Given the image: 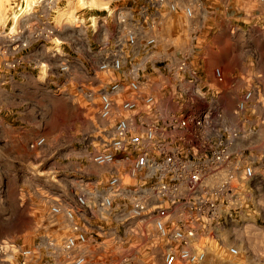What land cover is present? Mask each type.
I'll use <instances>...</instances> for the list:
<instances>
[{
	"label": "built area",
	"instance_id": "2783aa9c",
	"mask_svg": "<svg viewBox=\"0 0 264 264\" xmlns=\"http://www.w3.org/2000/svg\"><path fill=\"white\" fill-rule=\"evenodd\" d=\"M138 1L134 14L118 12L115 33L104 37L95 55L94 77L100 86L96 114L102 121L95 133L101 140L88 160L106 168L105 184L97 190L91 181L77 179L76 209L51 205L47 213L49 218L64 219L65 236L60 241L43 237L32 248L17 249L18 264H31L35 251H42V264H135L141 249L156 248L162 264H202L206 240L218 228L238 221L245 208L262 207L260 75L214 69L212 80H205L190 61L194 50L153 59L157 46L153 33L162 17L180 14L188 22L200 6L183 0ZM54 32L42 28L32 40L18 30L0 49L2 65L10 70L21 67L22 61L13 55L26 50L31 41L54 37ZM198 58L202 62L204 53ZM66 70V64L58 65L59 72ZM238 81L242 86L236 92ZM220 102L230 106L220 109ZM42 143L39 138L31 147ZM91 200L98 201L107 215L121 214L126 204L125 218L148 224L151 241L137 242L139 232L133 236L135 242L119 241L124 247L117 259L103 262L97 257L93 262L88 248L95 242L84 219ZM131 232L126 226L125 234ZM226 251L235 255L237 248L229 246Z\"/></svg>",
	"mask_w": 264,
	"mask_h": 264
},
{
	"label": "rangeland",
	"instance_id": "374dc122",
	"mask_svg": "<svg viewBox=\"0 0 264 264\" xmlns=\"http://www.w3.org/2000/svg\"><path fill=\"white\" fill-rule=\"evenodd\" d=\"M245 1L247 7L240 10L237 0H183L199 4L200 11L188 22L180 14L162 17L153 33L157 38L153 59L194 50L190 61L200 67L198 54L219 44L221 56L211 52L213 68L224 74L242 73L247 59L252 73L259 74L264 85V4ZM138 3V0H0V38L6 39L0 49L8 45L9 37L18 30L23 29L32 40L42 28L51 27L55 31L54 37L47 40H30L32 47L47 42L43 46L44 62L22 92L15 93L17 106L13 109L22 120L13 124L17 132L9 153H0V264H18L17 249L32 248L43 237L60 241L65 236L64 219L49 218L47 213L51 205L76 209L77 179L91 181L97 190L103 188L108 176L106 168L88 160L100 148L101 140L95 133V128L102 124L96 114L100 86L94 77L98 62L95 55L104 37L110 38L115 33L118 12L131 10L134 14ZM235 8L240 12L235 14ZM60 63L67 65L66 72L58 71ZM241 83L238 81L234 91L240 90ZM20 102L22 106L18 105ZM218 106L224 110L230 102H220ZM39 138L43 143L31 147ZM123 206V210L119 208L121 214L107 215L98 201L88 202L90 213L84 219L90 239L95 242V246L88 248L93 262L97 257L103 262L117 259L124 247L119 241L135 242L133 236L139 232L142 237L137 242L144 243L146 238L151 241L150 226L125 218L127 207L124 203ZM126 226L132 227L131 234H125ZM152 251L151 259H157L159 248ZM43 260L42 251H35L31 264H42Z\"/></svg>",
	"mask_w": 264,
	"mask_h": 264
},
{
	"label": "crops",
	"instance_id": "0c3cea01",
	"mask_svg": "<svg viewBox=\"0 0 264 264\" xmlns=\"http://www.w3.org/2000/svg\"><path fill=\"white\" fill-rule=\"evenodd\" d=\"M237 3L240 10H245L247 7L245 0H237ZM240 10L236 9L234 13H239ZM5 41L6 39L1 37L0 45ZM45 43L36 44L34 47L30 43L26 50L16 52L13 56L23 63L16 70L3 68L1 66L3 57L0 56V153H9V148L13 146L14 133L17 132L15 131L17 126L13 124L22 120L19 113L13 109L17 106L14 105V96L15 93H21L25 85L34 79V75L40 72V66L44 62L43 46ZM204 50V60L199 68L203 78L211 81V70L218 69L211 65V52L221 56L222 49L219 44H216L213 49ZM246 62L242 65V71H252L251 64ZM18 105L22 106V102ZM17 139L20 140L21 135H18ZM261 205V208L255 206L245 208L239 214L238 221L218 228L213 238L209 237L206 240V257L202 264H264V195ZM229 246L237 248L235 255L227 253ZM135 264H162V262L158 255L157 259H151L150 249H141L135 256ZM175 264L182 263L176 262Z\"/></svg>",
	"mask_w": 264,
	"mask_h": 264
}]
</instances>
